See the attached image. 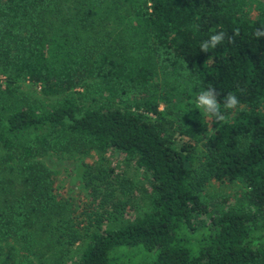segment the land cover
Returning <instances> with one entry per match:
<instances>
[{
    "label": "trees",
    "instance_id": "trees-1",
    "mask_svg": "<svg viewBox=\"0 0 264 264\" xmlns=\"http://www.w3.org/2000/svg\"><path fill=\"white\" fill-rule=\"evenodd\" d=\"M148 2L0 0V173L17 163L0 175V238L33 240L39 224L61 246L79 240L38 158L114 150L149 172L148 211L104 229L96 216L73 264H264V37L254 35L264 0ZM221 31L224 41L201 51ZM21 79L61 99L18 101ZM210 88L224 116L212 127L188 101ZM229 93L234 109L224 108ZM109 172L88 171L86 185L120 212ZM211 179L243 185L235 206L209 210Z\"/></svg>",
    "mask_w": 264,
    "mask_h": 264
},
{
    "label": "rangeland",
    "instance_id": "rangeland-1",
    "mask_svg": "<svg viewBox=\"0 0 264 264\" xmlns=\"http://www.w3.org/2000/svg\"><path fill=\"white\" fill-rule=\"evenodd\" d=\"M104 3L108 4L111 9L114 8L113 0H104ZM94 10L100 11L99 8ZM120 11H122L121 8L118 12ZM112 19L110 16L109 25L105 29L111 31L116 29ZM4 77L5 73L0 69V80ZM14 98L23 103L49 105L60 100L61 96L44 95L39 86L21 79ZM188 101L196 108V99L191 98ZM199 112L210 127L214 123H221L204 115L202 111L199 110ZM6 153L5 150L0 149V161ZM38 160L52 173L50 194L54 197L56 205H61L58 216L67 218L69 225L80 233L81 238L71 245L61 246L58 242H54L57 233L54 231V234H51V231L48 230L40 231L39 224L28 229L29 232L37 234L32 237L33 240L12 237L13 232L9 231L11 238H0V264H73L78 261L85 244L89 241V236L95 230L93 223L96 216L103 217L102 229H104L107 226L130 222L148 211L151 195L150 174L140 168L135 159H126L125 155L114 150H108L101 156L97 151L91 149L86 154L49 152L39 157ZM195 162L196 159L194 164ZM13 165V170L3 173L5 176H13L16 173L17 163ZM99 168L110 170L107 178L110 182L106 185L115 189L111 199L119 204L117 208H121L120 212L115 211L109 204L100 207L99 199H93L92 193L86 185L87 172L96 171ZM3 174L0 173V175ZM114 176H118L121 182ZM243 191L244 187L239 182L211 179L205 183L202 195L209 210L214 212L218 209L226 210L229 206H235ZM109 212L114 213L110 221L107 218ZM58 216L53 215V224L59 218ZM64 238L68 239L67 234L64 235Z\"/></svg>",
    "mask_w": 264,
    "mask_h": 264
},
{
    "label": "clouds",
    "instance_id": "clouds-1",
    "mask_svg": "<svg viewBox=\"0 0 264 264\" xmlns=\"http://www.w3.org/2000/svg\"><path fill=\"white\" fill-rule=\"evenodd\" d=\"M238 34V32H237ZM225 33L219 32L213 34L208 41H205L201 44V51L207 52L209 48H215L218 44L222 43L225 39ZM256 37H264V29H257L254 33ZM233 37H228L229 42L233 41ZM239 101L237 97L229 93L224 100L225 109H234L238 106ZM196 108L203 112L204 115L209 118H214L216 122H221L224 119V116L220 111V104L217 100V93L215 89H208L202 91L196 98L195 101Z\"/></svg>",
    "mask_w": 264,
    "mask_h": 264
},
{
    "label": "built area",
    "instance_id": "built-area-1",
    "mask_svg": "<svg viewBox=\"0 0 264 264\" xmlns=\"http://www.w3.org/2000/svg\"><path fill=\"white\" fill-rule=\"evenodd\" d=\"M147 1H149L148 3H150V0H147Z\"/></svg>",
    "mask_w": 264,
    "mask_h": 264
}]
</instances>
